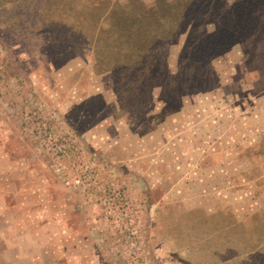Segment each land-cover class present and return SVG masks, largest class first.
<instances>
[{
	"label": "rangeland",
	"instance_id": "374dc122",
	"mask_svg": "<svg viewBox=\"0 0 264 264\" xmlns=\"http://www.w3.org/2000/svg\"><path fill=\"white\" fill-rule=\"evenodd\" d=\"M77 1L0 0V264H264V0Z\"/></svg>",
	"mask_w": 264,
	"mask_h": 264
},
{
	"label": "trees",
	"instance_id": "16d2710c",
	"mask_svg": "<svg viewBox=\"0 0 264 264\" xmlns=\"http://www.w3.org/2000/svg\"><path fill=\"white\" fill-rule=\"evenodd\" d=\"M76 2H78V1L76 0ZM83 3H85V2H83ZM142 12H143V10H142ZM145 14H147L148 17L153 16L152 10H149V9L147 10V12H145ZM128 18H129V20H128ZM131 19H132L131 15L130 16H126L125 24H126L127 20H128V23H129ZM138 30L139 31L137 32V36L139 34L140 35V39H138V42H137L138 44L135 41L133 50H139L140 49V50L143 51L142 54H141V55H143L141 60H142V62H144L147 59L148 55L150 56V55L153 54V52H156L157 47L153 44L154 43L153 42L154 38H152V37H144V35L140 32L142 30V25L140 26V28H138ZM128 51H131L130 48H129Z\"/></svg>",
	"mask_w": 264,
	"mask_h": 264
}]
</instances>
